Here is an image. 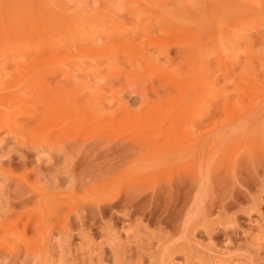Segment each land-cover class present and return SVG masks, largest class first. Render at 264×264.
Returning a JSON list of instances; mask_svg holds the SVG:
<instances>
[{
    "label": "rangeland",
    "instance_id": "obj_1",
    "mask_svg": "<svg viewBox=\"0 0 264 264\" xmlns=\"http://www.w3.org/2000/svg\"><path fill=\"white\" fill-rule=\"evenodd\" d=\"M0 264H264V0H0Z\"/></svg>",
    "mask_w": 264,
    "mask_h": 264
}]
</instances>
